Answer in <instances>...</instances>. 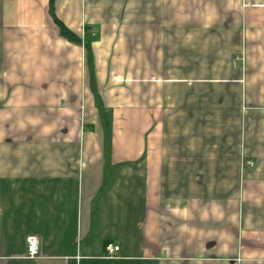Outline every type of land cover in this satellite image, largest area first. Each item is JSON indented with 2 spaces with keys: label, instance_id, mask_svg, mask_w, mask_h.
Wrapping results in <instances>:
<instances>
[{
  "label": "crops",
  "instance_id": "1",
  "mask_svg": "<svg viewBox=\"0 0 264 264\" xmlns=\"http://www.w3.org/2000/svg\"><path fill=\"white\" fill-rule=\"evenodd\" d=\"M53 6L0 0V264H264V0Z\"/></svg>",
  "mask_w": 264,
  "mask_h": 264
},
{
  "label": "trees",
  "instance_id": "2",
  "mask_svg": "<svg viewBox=\"0 0 264 264\" xmlns=\"http://www.w3.org/2000/svg\"><path fill=\"white\" fill-rule=\"evenodd\" d=\"M53 2L54 0H51V12H52V15L54 17V20L56 22V25L59 27L60 29V32H61V35L63 37H65L67 40L71 41V42H74V43H78V44H82V41L76 37L62 22H60L55 14H54V6H53ZM85 47H86V50L88 52V64L89 66L91 67V64H92V58H91V53H90V49H89V46L88 44H85ZM92 89L93 91L95 92V80L93 79L92 80ZM103 117L104 119L106 120V129H107V136H109V133H110V127H109V123H108V119H107V113H103Z\"/></svg>",
  "mask_w": 264,
  "mask_h": 264
},
{
  "label": "built area",
  "instance_id": "3",
  "mask_svg": "<svg viewBox=\"0 0 264 264\" xmlns=\"http://www.w3.org/2000/svg\"><path fill=\"white\" fill-rule=\"evenodd\" d=\"M119 247L112 244L106 247V253L108 257H113L118 251ZM40 254V242L36 236H29L27 239V257L36 258Z\"/></svg>",
  "mask_w": 264,
  "mask_h": 264
}]
</instances>
